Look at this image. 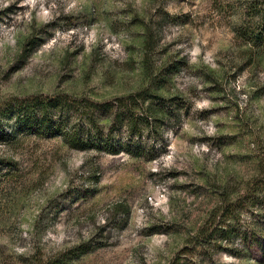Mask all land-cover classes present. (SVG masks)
I'll return each mask as SVG.
<instances>
[{
  "label": "rangeland",
  "instance_id": "rangeland-1",
  "mask_svg": "<svg viewBox=\"0 0 264 264\" xmlns=\"http://www.w3.org/2000/svg\"><path fill=\"white\" fill-rule=\"evenodd\" d=\"M261 23L264 0H0L2 109L36 94L108 100L159 70L172 99L139 157L0 140V264H264V190L231 222L239 254L195 244L224 200L264 186V45L240 36Z\"/></svg>",
  "mask_w": 264,
  "mask_h": 264
},
{
  "label": "trees",
  "instance_id": "trees-1",
  "mask_svg": "<svg viewBox=\"0 0 264 264\" xmlns=\"http://www.w3.org/2000/svg\"><path fill=\"white\" fill-rule=\"evenodd\" d=\"M240 36L253 50L260 49L264 45V23L257 27H244ZM151 39L149 35L145 47L146 59ZM167 74L159 70L150 86L102 101L67 93L11 97L3 109L0 106V121L7 119L12 124L9 135L5 134L0 125V140L11 142L25 135L46 138L62 136L70 147L79 150L143 156L144 146L140 138L144 130L149 125L151 128L159 126L166 116L164 104L172 100L158 93ZM92 176L98 180L97 174ZM262 190L264 186L260 189L254 184L247 193L224 200L220 213L222 221L215 224L211 221L202 226L196 235L195 244H212L215 249L239 254V249L233 246V239L240 234V229L231 222L236 220L245 206L255 207L262 203L256 196ZM88 249L83 245L77 246L74 248L78 250L75 257ZM72 259L74 256L60 253L42 263L37 261L36 264H70ZM181 260V254H177L168 264H183Z\"/></svg>",
  "mask_w": 264,
  "mask_h": 264
}]
</instances>
